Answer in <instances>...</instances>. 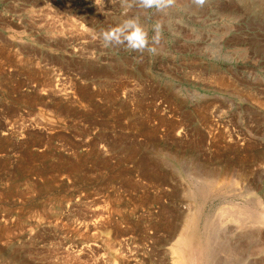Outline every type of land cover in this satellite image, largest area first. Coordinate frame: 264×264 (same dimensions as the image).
Instances as JSON below:
<instances>
[{
    "label": "rangeland",
    "instance_id": "rangeland-1",
    "mask_svg": "<svg viewBox=\"0 0 264 264\" xmlns=\"http://www.w3.org/2000/svg\"><path fill=\"white\" fill-rule=\"evenodd\" d=\"M122 12L0 0V264H174L188 217L193 264H264V0L134 8L151 54Z\"/></svg>",
    "mask_w": 264,
    "mask_h": 264
},
{
    "label": "clouds",
    "instance_id": "clouds-1",
    "mask_svg": "<svg viewBox=\"0 0 264 264\" xmlns=\"http://www.w3.org/2000/svg\"><path fill=\"white\" fill-rule=\"evenodd\" d=\"M174 2L175 0H120L122 14L127 18L99 33L98 38L101 47L104 49L123 48L125 51L140 54L145 52L157 53V49L149 45L159 43V26L155 29L156 35L150 37L140 18L138 16H128V13L134 8L155 9L157 13H164L172 7ZM196 2L202 3V0H196Z\"/></svg>",
    "mask_w": 264,
    "mask_h": 264
},
{
    "label": "bare ground",
    "instance_id": "bare-ground-1",
    "mask_svg": "<svg viewBox=\"0 0 264 264\" xmlns=\"http://www.w3.org/2000/svg\"><path fill=\"white\" fill-rule=\"evenodd\" d=\"M150 169V168H149ZM148 173V172H147ZM157 177H159V175L161 176V174L158 173H154L152 174ZM167 176H169V174L167 173V175H164L163 178H166ZM211 177V176H210ZM210 177L208 176H193L191 177V175L188 177L190 181L192 182H196V183H204L205 181H210ZM161 178V177H160ZM216 185V184H215ZM220 188V187H219ZM218 189V188H217ZM219 190V189H218ZM221 191V190H220ZM218 193V192H217ZM243 214V212L241 213V215ZM198 222V221H197ZM192 221V219L190 217H188V220L186 221V225H185V232H183V234H181L180 239L178 240L176 246L173 248V256H174V264H193L192 262H194V260H192L190 257V254H192V252H194L192 255L195 254V251L198 253V250L196 248L199 241L196 240L197 238V232L199 228V224ZM241 223V222H240ZM241 225V224H240ZM242 226V225H241ZM247 226V225H245ZM261 227H264V215L260 216V218L254 222L253 225H251L250 228H254V229H260ZM243 228V227H242ZM197 230V231H196ZM264 230V229H263ZM184 231V230H183ZM259 232V231H258ZM194 239L196 240L194 242ZM202 242V241H200ZM195 243V244H194ZM197 243V244H196ZM193 245H194V250H193ZM202 245V244H201ZM200 245V246H201ZM255 245V244H254ZM263 246V245H260ZM203 247V246H201ZM259 247V246H258ZM264 247V246H263ZM196 249V250H195ZM200 249V248H198ZM255 249V248H254ZM260 249V248H259ZM204 250V249H203ZM208 250V249H207ZM263 250V248H262ZM204 252V251H203ZM206 253V252H205ZM199 254V253H198ZM197 255V254H195ZM190 256V257H189ZM198 256V255H197ZM204 256V255H203ZM194 258V256H193ZM196 258V256H195ZM200 260V259H199ZM196 261V260H195ZM199 263V262H198ZM195 264V263H194Z\"/></svg>",
    "mask_w": 264,
    "mask_h": 264
}]
</instances>
